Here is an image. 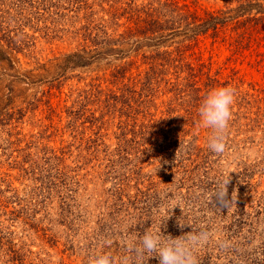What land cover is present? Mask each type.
<instances>
[{
	"label": "rangeland",
	"instance_id": "rangeland-1",
	"mask_svg": "<svg viewBox=\"0 0 264 264\" xmlns=\"http://www.w3.org/2000/svg\"><path fill=\"white\" fill-rule=\"evenodd\" d=\"M247 2L264 9V0H0V264H87L97 253L137 264L128 242L159 229L209 231L199 264H264V20L227 21L198 42L168 36L160 49L121 37L144 7L181 33L192 22L182 15L232 18ZM242 33L255 39L237 45ZM177 49L183 60L162 61ZM225 86L237 94L217 155L198 108ZM122 90L129 99L109 101ZM225 180L228 206L215 196Z\"/></svg>",
	"mask_w": 264,
	"mask_h": 264
},
{
	"label": "clouds",
	"instance_id": "clouds-1",
	"mask_svg": "<svg viewBox=\"0 0 264 264\" xmlns=\"http://www.w3.org/2000/svg\"><path fill=\"white\" fill-rule=\"evenodd\" d=\"M236 94L237 90L231 86L212 89L205 95L198 108L200 126L211 130L207 146L217 155H222L227 149L225 138ZM228 181L225 180L220 190L215 193L216 198L225 206H228L226 199ZM211 235L209 231L201 229L172 238L164 235L160 229L148 230L139 241L130 240L127 247L137 254V264H145L146 261L143 259L145 256L148 259L157 257L159 264H199L194 251L207 244ZM87 264H116V261L108 253H97L89 257ZM120 264H127V259L122 260Z\"/></svg>",
	"mask_w": 264,
	"mask_h": 264
},
{
	"label": "trees",
	"instance_id": "trees-1",
	"mask_svg": "<svg viewBox=\"0 0 264 264\" xmlns=\"http://www.w3.org/2000/svg\"><path fill=\"white\" fill-rule=\"evenodd\" d=\"M255 8L256 12L255 15H261L259 18H255V16H250L251 13L249 14L248 12ZM234 12V17L232 18H220V15L217 13H207L205 16V19H200L193 15V14H186L182 15L180 20L186 21L188 18H192V22L187 23L185 28L181 33L177 32V28H173L169 25L171 24L172 20L170 19H162L164 15H161L154 10H150L148 7H144L143 9H140L136 11V18L133 21V29L129 30L127 34L121 35V37H132L133 34L138 33L139 36L143 37L142 40L144 43L147 44V46L155 47L154 49H160V48H166L167 46H164L163 41L166 40L171 36H176L182 34L183 40L180 43L184 42H198L197 37L199 35L205 34L207 31L212 30V31H217V28L219 26H223L227 21H232L236 20L238 18H242L244 16L245 20L243 23L247 24L250 22H255V21H263L264 20V9L261 8L260 5L258 4H252L251 2H247L246 4H241L239 5ZM224 15V13H221ZM143 16V17H142ZM198 20V21H197ZM197 22V24H195ZM170 23V24H168ZM260 25L256 27L258 29L257 32L260 31ZM134 32V33H132ZM185 34V35H184ZM120 37V38H121ZM122 39V38H121ZM124 39V38H123ZM254 40L255 38L252 37L251 34H245L242 33L239 36V40L236 41L237 45H240L243 42H248ZM137 42V40L135 41ZM189 46V45H188ZM186 47V46H185ZM189 48V47H188ZM164 54H166L164 52ZM170 53H167L166 56L168 57ZM184 53L182 51H179L178 49L176 50V57L175 58H167L165 60H162L163 62H174L176 60H183L185 57L183 56ZM160 64H158L159 66ZM156 67L155 64H152L151 70ZM192 72V69L189 70ZM128 95L127 90L126 91H121V95H113L112 97L109 98V101L112 100L115 102V104L120 103L123 99H129V97H126ZM132 99V98H131ZM132 101V100H131ZM131 101H127L125 104L126 109L132 110V106H130ZM187 125L186 123H182V126ZM183 132V129L181 133Z\"/></svg>",
	"mask_w": 264,
	"mask_h": 264
}]
</instances>
